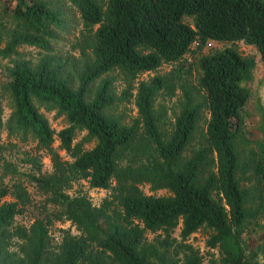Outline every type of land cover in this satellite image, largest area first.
Masks as SVG:
<instances>
[{
	"label": "trees",
	"instance_id": "obj_1",
	"mask_svg": "<svg viewBox=\"0 0 264 264\" xmlns=\"http://www.w3.org/2000/svg\"><path fill=\"white\" fill-rule=\"evenodd\" d=\"M68 1L85 27L96 24L90 58L81 63L74 86L48 56L33 64L16 51L19 44L47 49L52 26L62 27L64 13L44 0H14L0 7V15L10 24L0 46V57L9 61L1 68L0 86L10 101V111L3 124L0 104V130L3 127L7 136L32 139L36 148L49 153L50 172L28 170L23 177L54 206L51 215L36 217L28 226L11 225L27 202L28 191L16 176L21 174L16 165L0 160V200L6 194L13 197L0 201V251L6 249L7 237L15 236L21 240V253L14 257L9 253V264H80L91 246L106 257L90 264H154L151 256L159 258L157 264H173L152 243H145L144 231L162 229L167 241L180 220L175 249L180 252L179 264H203L197 250L185 242L199 227L211 230L206 244L218 251L207 264H249L255 249L247 253V223L260 214L264 224V138L253 165L257 192L253 204L249 188L240 182L237 138L253 57L233 45L200 55L196 83L204 101H193L184 89L167 134L159 129L152 108L155 92L170 89L167 77L155 74L138 81L137 116L125 124L105 112L115 97L110 78L100 75L115 67L130 81L163 61H176L177 70L190 44L196 42L200 48L208 39H240L264 58V0ZM98 77L90 95L89 83ZM129 93L126 88L122 96ZM203 105L208 112L205 144L182 157ZM40 107L62 114L67 123L53 129ZM79 130L84 133L74 142ZM54 137L69 159H61L52 149ZM90 140L91 146H82ZM24 156L25 162L39 166V153L25 152ZM79 177L91 187L108 190L109 197L93 204L84 193L69 194L66 188ZM4 178L10 180L9 185L2 183ZM140 182H147L151 189L164 187L168 193L146 194ZM53 219L69 220L78 233L63 234L53 261L46 263L47 225ZM4 262L1 256L0 264Z\"/></svg>",
	"mask_w": 264,
	"mask_h": 264
},
{
	"label": "rangeland",
	"instance_id": "obj_2",
	"mask_svg": "<svg viewBox=\"0 0 264 264\" xmlns=\"http://www.w3.org/2000/svg\"><path fill=\"white\" fill-rule=\"evenodd\" d=\"M14 0H0L1 5H7ZM51 3L53 7L58 8L64 13L66 18L62 27L52 26V37L48 38V48H40L29 44H19L16 46L17 54L26 58L30 63H35L37 60L45 55L48 56L53 64H59L60 71L65 75L71 85L76 84L77 73L83 60L90 58V48L93 43L92 32L96 27V24L91 27H85L79 17V14L75 7L70 4L68 0H44ZM1 13V12H0ZM189 20L188 17H186ZM5 15H0V46L5 41L6 30L9 29L10 24ZM196 42L190 44L189 49L178 60L180 61L179 69L177 68L176 61L167 62L163 61L154 69L144 70L136 74V76L126 81L123 77V73L118 68H112L100 75L110 78V92L115 97L113 104L106 107L105 112L109 115L116 117L120 122L128 124L137 116L136 107L134 104V95L136 86L139 80H148L151 76L158 74L167 77L169 88H161L153 95L152 108L156 115V120L159 129L163 134H167L173 124L174 116L178 113L183 99V90L186 89L191 93L193 101H204V92L197 85L196 78L199 75V69L197 68V58L214 50L220 49L226 45L235 46L239 52L244 55H250L254 59V66L252 68L251 79L246 82L249 94L245 104L241 109L242 128L237 138V149L240 158V182L241 185L246 186L250 190L249 202L252 204L257 200L256 188H255V174L253 171L254 161L257 154L261 152L260 147L263 145L264 138V58L260 57L253 45L243 42L242 40H215L208 39L204 45L200 48L195 47ZM14 56V55H12ZM9 64V61L5 57H0V81L3 78L1 74V68ZM98 78H95L89 83L88 89L90 95L92 94ZM128 88L130 93L126 96L123 95V90ZM5 91L0 86V104L2 107L1 121H4L10 111V101L6 97ZM39 110L47 118L50 126L57 130L64 126L67 121L62 114H55L54 110H45L40 107ZM208 117L206 107L203 105L199 111L195 129L193 130L184 150L182 151V157H186L196 147L205 144V125ZM140 131V129H139ZM84 130L76 132L73 141H78L83 135ZM93 144V141L82 142L83 147H89ZM0 160H10L17 168V172L21 173L16 175L19 179H23L22 183L28 191V200L22 206V210L16 213L11 221V225H23L28 224L34 218H42L46 215H51V211L54 206L49 200H46V194L37 189V186L30 181H26L23 177L24 171H33L36 174H46L51 171V160L48 152L44 149H38L35 147L32 139H20L18 136H7L5 129L2 127L0 130ZM52 149L58 154L61 159H69L70 157L62 149L56 137L51 142ZM25 152H37L39 153V166H31L30 163L25 162ZM13 178V177H12ZM2 183L9 185L10 180L3 179ZM112 184L114 181L111 182ZM140 189L146 194L161 195L167 194L168 190L164 187L151 189L147 182H140L138 184ZM69 194L84 193L93 204H98L103 197H109V191L103 188L91 187L85 178H76L70 182V186L66 188ZM252 198V199H251ZM13 199L11 194H6L1 200ZM0 200V201H1ZM263 218L259 214L252 218V221L247 223L246 238L248 252L255 249L254 255L250 256L249 264H264V224ZM179 227L180 220L172 228L167 236V241H164L163 237L165 232L162 229L155 231H144L145 243H152L157 249L158 253L163 252L166 258L173 260V264H179L180 252L177 249L179 243ZM48 237H47V252L48 258L46 263H51L53 257L59 250V243L61 236L65 233L75 234L78 233L73 224L69 220H51L47 225ZM211 230L205 227H199L196 231L189 234L185 240L202 257L203 264H207L211 258L218 256L217 248L209 247L206 244V238ZM6 249L0 251L1 256L6 260L4 264H9V253H12L13 257L17 254L20 255L18 250V244L21 240L15 236L7 237ZM263 243L260 247L259 244ZM167 244V245H165ZM178 252L177 254H174ZM101 257H106L105 253H102L97 247L91 246L90 252L85 256L80 264H90L91 261ZM154 264L159 263V258L151 256ZM176 259V260H175ZM175 260V262H174Z\"/></svg>",
	"mask_w": 264,
	"mask_h": 264
}]
</instances>
